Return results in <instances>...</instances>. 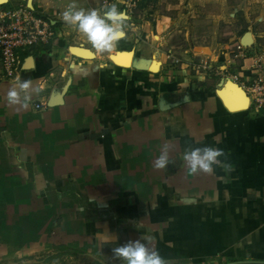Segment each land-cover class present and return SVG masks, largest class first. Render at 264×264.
<instances>
[{"label":"crops","instance_id":"crops-1","mask_svg":"<svg viewBox=\"0 0 264 264\" xmlns=\"http://www.w3.org/2000/svg\"><path fill=\"white\" fill-rule=\"evenodd\" d=\"M28 1L0 10L26 7L53 37L18 52L13 78L0 67V196L14 197L0 208V264H125L113 250L137 240L166 264H264V111L230 110L220 95L240 104L264 47L253 35L239 52L244 35L232 51L204 46L221 70L205 73L174 65L160 24L127 19L126 38L100 52L63 20L72 5L121 0ZM196 147L222 149L231 170L193 173L183 157Z\"/></svg>","mask_w":264,"mask_h":264},{"label":"rangeland","instance_id":"rangeland-1","mask_svg":"<svg viewBox=\"0 0 264 264\" xmlns=\"http://www.w3.org/2000/svg\"><path fill=\"white\" fill-rule=\"evenodd\" d=\"M122 10L129 24L149 23L151 32L157 25L162 26L160 42H167L169 53L180 61H175L177 67L181 62L189 66L203 63L219 70L202 54V48L212 53L220 47L232 51V41L246 33L253 35L258 48L264 47V0H138L134 7L122 6ZM148 38L149 43L157 39ZM182 54L196 56L184 60ZM13 200L14 197L0 196V208H7Z\"/></svg>","mask_w":264,"mask_h":264},{"label":"clouds","instance_id":"clouds-1","mask_svg":"<svg viewBox=\"0 0 264 264\" xmlns=\"http://www.w3.org/2000/svg\"><path fill=\"white\" fill-rule=\"evenodd\" d=\"M128 19L127 13L116 5L107 9H77L75 5L69 7L63 13V20L81 32L86 40L100 52L114 48L121 40L126 38L125 23ZM21 89L30 87L28 82L20 85ZM10 103H17L19 93L12 89L8 93ZM225 156L222 149L214 147H196L186 150L183 159L193 173H213L214 166L230 171L231 165L221 160ZM169 164L168 152L165 149L155 161V167L164 169ZM147 241L148 238L144 237ZM117 258L123 259L125 264H166V261L157 251H150L148 246L139 240L117 247L113 250Z\"/></svg>","mask_w":264,"mask_h":264},{"label":"built area","instance_id":"built-area-1","mask_svg":"<svg viewBox=\"0 0 264 264\" xmlns=\"http://www.w3.org/2000/svg\"><path fill=\"white\" fill-rule=\"evenodd\" d=\"M137 1L121 0L126 9L134 7ZM52 37L53 33L48 23L26 7L0 10V67L2 76L6 79L15 76L20 64L19 51L45 44ZM243 49L244 47L240 44L236 46L238 52ZM192 67L196 71L220 74V70L212 69L207 64L199 63L192 65ZM231 79L234 82L238 81L236 75H233ZM242 86L250 107L256 111H264V74L259 72L256 79L249 84H242ZM40 107V104L36 105L37 109Z\"/></svg>","mask_w":264,"mask_h":264},{"label":"water","instance_id":"water-1","mask_svg":"<svg viewBox=\"0 0 264 264\" xmlns=\"http://www.w3.org/2000/svg\"><path fill=\"white\" fill-rule=\"evenodd\" d=\"M2 2H4V0H2ZM1 2V0H0V4L2 3ZM30 2H31V0H29L28 1V4H29V6L31 7V5H30ZM240 44L244 47V48H248V47H250L251 45H252V39H251V34L250 33H246L242 38H241V41H240ZM74 53H76V54H78V55H80L79 53H86V52H83V51H73ZM84 57V56H83ZM231 86V85H230ZM232 88L234 87V89H236V87L238 88V86L237 85H235V86H231ZM225 91L226 90H223V91H221L220 92V95H221V97L223 98V100L225 101V103H226V105H227V107L230 109V110H235V109H247L248 107V98L246 97V95L244 96V97H237V98H239V99H242V101L240 102V104L238 105V106H233L232 104H230L229 102H228V100L227 99H225V95H226V93H225ZM244 95V94H243ZM246 102V104H245V102Z\"/></svg>","mask_w":264,"mask_h":264},{"label":"bare ground","instance_id":"bare-ground-1","mask_svg":"<svg viewBox=\"0 0 264 264\" xmlns=\"http://www.w3.org/2000/svg\"><path fill=\"white\" fill-rule=\"evenodd\" d=\"M2 2V0H1ZM118 63H122V64H128L127 60H125V57L124 55L123 56H118L116 59H115Z\"/></svg>","mask_w":264,"mask_h":264},{"label":"trees","instance_id":"trees-1","mask_svg":"<svg viewBox=\"0 0 264 264\" xmlns=\"http://www.w3.org/2000/svg\"><path fill=\"white\" fill-rule=\"evenodd\" d=\"M75 252H76V251H75ZM77 253H79V251H78Z\"/></svg>","mask_w":264,"mask_h":264}]
</instances>
